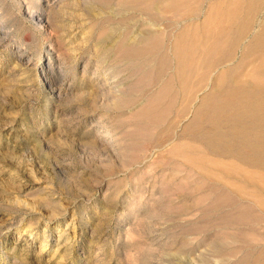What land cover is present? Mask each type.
<instances>
[{
    "label": "rangeland",
    "instance_id": "1",
    "mask_svg": "<svg viewBox=\"0 0 264 264\" xmlns=\"http://www.w3.org/2000/svg\"><path fill=\"white\" fill-rule=\"evenodd\" d=\"M227 1L183 0L201 14L166 12L158 49L138 58L119 36L135 41L152 19L125 0H0V264H237L264 245L248 204L264 195L220 166L258 172L197 149L185 126L208 91L185 105L176 78L174 45Z\"/></svg>",
    "mask_w": 264,
    "mask_h": 264
},
{
    "label": "bare ground",
    "instance_id": "2",
    "mask_svg": "<svg viewBox=\"0 0 264 264\" xmlns=\"http://www.w3.org/2000/svg\"><path fill=\"white\" fill-rule=\"evenodd\" d=\"M101 1L104 10L110 8L109 0ZM125 1L122 3L124 7L139 8L152 19L149 22L153 30L134 34L131 37L135 41H131V34L122 33L119 36L121 31L117 32L115 27H110L107 37L119 36L123 43H120L117 50L124 55L138 58L146 57L149 51L158 49L162 33L156 27L161 24L160 21L164 19L166 12L172 13L173 16L174 13L175 16L188 13L187 16L191 17L201 14V11L195 12L194 7L180 10L184 5L183 0ZM260 14L262 16H259ZM200 28L201 31L199 26H196L190 39L181 40L174 45L178 67L177 83L184 92L182 103L186 105L189 102L192 91L197 87L200 94L208 91L202 98L196 96V99L201 100V105L195 114L193 113L185 130L192 128L195 133L199 132V137H192L204 141L202 148L197 149L206 151L208 155L234 157L239 163L257 171L258 174L251 175L246 170L227 162L221 163L220 166V169L225 168L222 172L227 176L253 186L264 195V0H228L223 9L209 5ZM2 29L5 32L10 31L6 27ZM2 29L0 28V32ZM127 37L130 40H127ZM144 38L146 41L143 43ZM238 55L239 59L236 62ZM200 58L201 60H198ZM184 59L200 62L195 66H187ZM248 63L252 68L246 75L245 68ZM190 68L196 71L194 75H187ZM48 83L50 85V80ZM163 93L166 97V92ZM159 97L162 98L163 95L160 94ZM146 111L148 115H153L151 109ZM181 111H185V106L181 107ZM164 113L165 111H161L158 115ZM100 138L105 139L108 146H116L117 140L112 132L105 129L100 133ZM195 162L199 166L216 165V161L206 155L195 159ZM222 196L227 198V195ZM250 196L254 197L253 194ZM242 197L249 198L240 195V200ZM252 200L264 213V198L259 196L249 198V205L254 203ZM250 207L244 208L246 213L245 216H240L241 218L250 215L252 211ZM230 239L233 240L232 237ZM219 245L226 244L225 242L211 244L210 247L217 250ZM239 263L264 264V245L258 246L256 252L245 255L237 264Z\"/></svg>",
    "mask_w": 264,
    "mask_h": 264
}]
</instances>
